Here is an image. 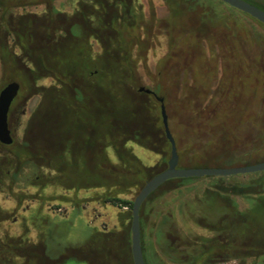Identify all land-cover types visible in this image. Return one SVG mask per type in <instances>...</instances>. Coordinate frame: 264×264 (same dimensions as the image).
<instances>
[{"label": "trees", "instance_id": "obj_1", "mask_svg": "<svg viewBox=\"0 0 264 264\" xmlns=\"http://www.w3.org/2000/svg\"><path fill=\"white\" fill-rule=\"evenodd\" d=\"M55 1L0 0L3 73L21 84L20 94L40 97L22 140L11 146L0 143V185L12 187V193L21 182L42 190H102L98 202L131 211L134 200L124 196L165 170L171 157L161 104L140 92L137 84L132 47L141 44L136 35L146 27L142 11L137 0H77L75 12L66 14ZM164 1L174 15L181 7L199 8L209 18L227 24L231 20L213 0ZM40 5L46 7L43 14L16 13ZM92 40L101 52L94 51ZM106 56L117 59L118 68H112ZM47 78L54 83L39 85ZM12 117L13 108L11 129ZM130 142L152 154L151 166L133 153ZM130 175L136 180L129 182ZM201 179L208 185L191 194L189 186ZM170 189L179 195L162 202ZM152 210L156 222L147 230L145 216ZM140 225L146 264H264V172L169 180L143 204ZM147 234L155 237L148 245ZM118 235L121 253L114 250ZM89 241L101 244L105 264H134L126 227L98 232ZM40 246L1 238L0 264H93L91 256L77 254L58 261L47 245L41 255L30 252Z\"/></svg>", "mask_w": 264, "mask_h": 264}, {"label": "rangeland", "instance_id": "obj_2", "mask_svg": "<svg viewBox=\"0 0 264 264\" xmlns=\"http://www.w3.org/2000/svg\"><path fill=\"white\" fill-rule=\"evenodd\" d=\"M137 1L146 26L136 35L141 44L132 47L137 61V84L165 98L169 128L179 152V168H237L264 162V25L218 0H213V6L231 19L228 24L222 19L204 16L199 8L181 7L179 14L174 15L164 0ZM246 1L264 9V0ZM54 5L63 13L72 14L78 1L56 0ZM45 11L46 7L40 5L17 9L16 13L43 14ZM91 43L95 52H101L96 41ZM80 47L86 48V45L80 42ZM111 48L118 57L121 55L116 47ZM105 59L112 68H118L117 59L110 56ZM11 80L10 74L4 75L0 63V90ZM221 81L225 83L222 90L218 88ZM53 83L47 78L39 85ZM39 101L37 95L19 94L12 117L13 136L17 141L22 140ZM128 147L146 166L152 165L154 157L150 152L133 142ZM109 153L116 162L111 149ZM135 180L132 175L128 177L129 182ZM207 185V179L194 182L189 186L194 189L191 194ZM140 189L124 198L134 200ZM13 192L12 195L44 193V198L47 196L37 200L28 198L22 203L23 208L40 213L30 231L24 233L19 231L20 213L15 210L14 199L7 185H0V236L24 234L31 243H41L40 247L30 249L34 254L41 255L43 245H47L49 253L58 261L77 254L91 256L93 264H105L100 255L101 244L89 241L94 235L93 227L104 233L119 232L125 227L131 232V211L103 206L97 200L102 190L74 192L58 187L42 190L21 182ZM178 195V191L170 189L162 202ZM43 214L47 216L46 222ZM57 214H63L64 218ZM153 214L154 210L145 216L147 230L156 222ZM97 215L100 216L94 221ZM121 240L122 236L118 235V245L114 247L120 253ZM150 241H155V237L147 234V245ZM65 264L82 263L67 261Z\"/></svg>", "mask_w": 264, "mask_h": 264}, {"label": "water", "instance_id": "obj_3", "mask_svg": "<svg viewBox=\"0 0 264 264\" xmlns=\"http://www.w3.org/2000/svg\"><path fill=\"white\" fill-rule=\"evenodd\" d=\"M230 7L237 9L250 17L256 19L264 25V10L245 0H218ZM21 84L17 81L7 83L0 90V143L10 146L14 142L11 129L9 127V114L13 102L19 97ZM140 92L153 94L156 100L161 104V115L164 124L165 134L171 144V157L167 168L149 179L140 189L133 201L131 210V242L134 264H146L142 248V235L140 225V211L143 204L151 194L156 192L167 181L172 179H189L204 177H229L237 175H247L264 172V162L255 165L237 167V168H179V152L177 144L169 128L168 115L163 97H159L154 91L145 87L139 88Z\"/></svg>", "mask_w": 264, "mask_h": 264}, {"label": "flooded vegetation", "instance_id": "obj_4", "mask_svg": "<svg viewBox=\"0 0 264 264\" xmlns=\"http://www.w3.org/2000/svg\"><path fill=\"white\" fill-rule=\"evenodd\" d=\"M246 1V0H245ZM248 2V1H247ZM249 3H251V2H249ZM251 4H254V3H251ZM255 6H257V7H259L260 9H262V10H264L261 6H258L257 4H254ZM234 9V8H233ZM235 10H237V9H235ZM237 11H239V10H237ZM240 12V11H239ZM247 15V14H246ZM252 18V17H251ZM254 19V18H253ZM256 20V19H255ZM224 85H225V83H223V81H221L220 83H219V85H218V88L220 89V90H222L223 88H224ZM153 91V90H152ZM156 94V93H155ZM149 95H152V96H154L153 94H149ZM155 97V96H154ZM17 100V99H16ZM16 100L13 102V104H12V107L11 108H13V106H14V104H15V102H16ZM10 127V126H9ZM11 129V128H10ZM11 132H12V136H13V130L11 129ZM13 138H14V136H13ZM14 140H16L15 138H14ZM6 146V145H5ZM11 146V145H10ZM31 186V185H30ZM32 187V186H31ZM45 190V189H44ZM92 190H96V189H89V190H84V191H92ZM9 191H10V196H11V198H13L14 199V201H15V210H17V211H19V213H20V216H19V231H22V232H24V233H28L29 231H30V229H31V227L33 226V221H34V218L36 217V216H38L39 217V212L37 211V212H35V213H33V212H31L30 211V209H29V207H25V208H23V206H22V203L25 201V199H28V198H30V199H34V200H37V198L38 197H40V198H42V199H45L44 198V193H38L37 194V196H34L33 194H31V196H29V195H25V196H23L22 194H20V195H12V187L11 188H9ZM82 191V190H81ZM4 192V191H3ZM79 192V191H78ZM96 200V199H95ZM90 202L88 203V206H90ZM108 205H110V204H106V205H103V206H108ZM111 206V205H110ZM82 208L83 209H85L86 208V206L84 205H82ZM59 212L61 211V209H59L58 210ZM42 216V215H41ZM55 216H59L61 219L62 218H64V215L62 214V215H60V214H57V215H55ZM98 216H100V215H97V216H94V221H95V219H97L98 218ZM47 216H45L44 214H43V218H45V220H44V222H46V218ZM17 220H18V218H16L15 219V222H17ZM94 228V234H96V233H98L97 231H99V229L97 228V226L95 227H93ZM96 232V233H95ZM7 237H9V238H17V239H19L20 240V242L21 243H24V244H29V243H31L30 242V240L28 239V238H26L25 237V235L24 234H21V235H19V236H3V237H1L0 236V239L1 238H7ZM0 252H1V248H0Z\"/></svg>", "mask_w": 264, "mask_h": 264}]
</instances>
